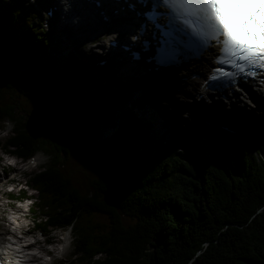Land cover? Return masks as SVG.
<instances>
[{
	"label": "trees",
	"instance_id": "trees-1",
	"mask_svg": "<svg viewBox=\"0 0 264 264\" xmlns=\"http://www.w3.org/2000/svg\"><path fill=\"white\" fill-rule=\"evenodd\" d=\"M17 16L0 1V129L13 125L1 150L47 157L24 185L37 193L35 228L70 231L73 258L63 264H264V115L243 127V140L205 126L165 138L125 108L129 94L106 83L108 71L95 76L72 54L44 61L52 39L39 34L35 14ZM8 94L47 113L45 137L16 118ZM143 105L132 106L141 115ZM106 127L114 131L103 141ZM73 148L98 175L85 195L61 170ZM95 212L108 216L106 230L91 224Z\"/></svg>",
	"mask_w": 264,
	"mask_h": 264
},
{
	"label": "snow or ice",
	"instance_id": "snow-or-ice-1",
	"mask_svg": "<svg viewBox=\"0 0 264 264\" xmlns=\"http://www.w3.org/2000/svg\"><path fill=\"white\" fill-rule=\"evenodd\" d=\"M136 4L152 8L142 13L149 20L165 18L163 26L156 24L161 29L156 48L159 65L179 63L204 40H215L220 66L212 68L208 87L238 84L237 77H255L256 69L264 70V0H134L133 7Z\"/></svg>",
	"mask_w": 264,
	"mask_h": 264
},
{
	"label": "rangeland",
	"instance_id": "rangeland-1",
	"mask_svg": "<svg viewBox=\"0 0 264 264\" xmlns=\"http://www.w3.org/2000/svg\"><path fill=\"white\" fill-rule=\"evenodd\" d=\"M2 4V9L4 13H12L14 12H18V16L19 18L22 17V15L27 14L28 16L32 15V10H29L28 8V3L26 2V0H2L1 1ZM43 10H46V6H48V4L43 3ZM36 12V11H35ZM34 12V13H35ZM35 15H37V13H35ZM42 16V14H40ZM17 16V17H18ZM40 19L39 16H37V19ZM22 19V18H21ZM16 28L19 30V26H16ZM55 29H50L49 30H44L43 29V35L47 36L49 38L52 39V44L50 47V53L45 57L44 61H48V60H52L55 59L57 56H61V55H70L72 54L74 57H76L81 63H86L87 65H89L90 67H92V65H94L93 61L95 60V55H93L92 50H95L96 48L94 46H92L91 44H89V42H85L83 44H81V41L76 40L75 38H70L69 40H72V43H66L63 41V35H60L59 33L55 32ZM39 34H41V32H39ZM109 34V33H108ZM71 37V35H70ZM65 38V37H64ZM108 40V38H101L98 42L101 43L102 45L106 44V41ZM92 49V50H91ZM97 59H100V57H98ZM106 71L109 72L108 77L110 78L109 80H106V83L108 84H112L111 86L113 88H115L117 85H120V81L121 79L117 76V72L112 69L111 67H108L105 69ZM111 75V73H113ZM94 73V72H93ZM95 76H99V73H94ZM114 75V76H113ZM117 79V81H115V79ZM124 82V81H123ZM126 83V84H125ZM124 84L126 85V88L124 87V92L126 94L131 95L130 93L132 92L130 90V85H131V79L130 81L128 80L127 82H124ZM174 87H172V89L170 90V92L168 93V96H172L171 93H173ZM148 96H143L144 97V101L143 103L145 104V110L144 113H142L141 115H139V113L137 112V110L132 106L135 104V102H133V100L129 97V103H127L125 105V108H131L135 113H137L138 116L141 117V119L143 120L146 116H148L151 112H153V110H160L162 111V109L164 107H169V101H171V97L167 98L166 96H162L159 98V95L152 97V98H147ZM4 102H13L15 103L17 109L15 110V115L17 116V119H21L23 117L26 118L25 123H27V127L30 128L31 132L35 134L36 137H45V135L47 134V130H46V120L47 119V113L42 110V108L34 105L28 98L24 97V96H20V95H16V94H8V95H4L3 99ZM137 100H141V98L137 99ZM161 102H164V105H161ZM141 102V101H140ZM168 110H171L170 108ZM189 110V108H188ZM188 110L182 108V112H181V116H177V121H178V128L176 130H173L172 128H174L173 125H169V129L170 131H161V130H157L158 133L162 136H164L165 138H169L173 133H177L180 134L182 136H187L186 134H192L194 132V130L198 127V125H200L202 123V119H198L196 117H194V113H189L187 112ZM203 114L205 117H207L210 121H215L214 118H212L211 115V110L209 112V110L207 108H205L204 110L201 109ZM121 111H123L122 109H120L119 111H117L118 115ZM246 114H244L243 116V121H241L240 123H238V128L242 125L241 128H243V126L245 127L246 131H251L253 130V128L256 126V120L257 116H255L254 114H263L264 112H259V111H252L250 109H246ZM155 112V111H154ZM175 112V111H174ZM244 113V112H243ZM173 114V113H172ZM175 114H177V112H175ZM180 117L183 118L180 121ZM7 122V123H5ZM3 123V128L0 129V192H8L11 191L10 186L5 185L4 182L7 179H12L15 182L19 183L20 188H24L26 189L28 192H30V194L32 195L31 199V204L34 201V197H36V191L32 190H28V187L26 188V186L24 185L26 183L27 180V174L37 170L38 168H40L41 166H44L47 164L48 159L47 157L42 154V152L38 153V156H41V161L43 162L41 166L37 167V168H28L25 169V164L21 163V165H19V159L17 157L14 158L13 155L11 154H6L3 150H1V146L2 143L5 141V139L12 133L13 130V125L11 122H9L8 120ZM180 122V124H179ZM235 127V126H234ZM241 128L239 130H241ZM232 130L234 128H228V130ZM238 130V131H239ZM114 131L113 128H104L103 129V133L100 137V140H107L112 132ZM228 132V131H227ZM229 133V132H228ZM231 134V133H230ZM84 146H88L89 144H83ZM71 155L69 157V159L64 162V164L61 166V170L63 171V173L70 179L71 184L76 187L79 192L83 195L88 194L92 191L93 189V181L98 177V175L89 167H86L84 165V159H83V153L81 151H79L77 148H73L71 150ZM8 155V156H7ZM16 162V166H13V164ZM29 165V164H28ZM8 169V170H7ZM9 171V173L7 175L6 172ZM18 188L14 189L12 191L13 194L17 193ZM7 200L4 196L0 195V215L2 213V210H4V214L7 215L10 212V208L5 209V207H3L2 204H6ZM10 205H14V206H18L17 203L14 202H10ZM33 220L30 219H26V224L31 225V222ZM90 221L91 224L94 225L95 230L96 231H104L107 228L108 225V216L104 213H100V212H95L90 216ZM121 221L124 225H128L133 223V219L129 218L126 215H121ZM33 233L40 237V231L37 228H34ZM66 232V230H65ZM44 233L47 234V236L57 242L56 246L58 245V242L61 240L62 237H64V231L63 230H58V229H51L48 231H44ZM70 234V233H69ZM4 237H8V236H4ZM3 237V238H4ZM73 242H72V236H69V241L63 251V254L60 253V251L57 250L55 251V255L56 257L60 260V262H65L68 259L73 258ZM69 262V261H67Z\"/></svg>",
	"mask_w": 264,
	"mask_h": 264
},
{
	"label": "bare ground",
	"instance_id": "bare-ground-1",
	"mask_svg": "<svg viewBox=\"0 0 264 264\" xmlns=\"http://www.w3.org/2000/svg\"><path fill=\"white\" fill-rule=\"evenodd\" d=\"M35 5V3H34ZM94 10L97 11L96 8H93ZM106 9V15L109 18V21L113 20L112 17V13L109 11L108 7L105 6ZM64 18L70 20V22L67 24V22H61L60 20H58L59 24H64L65 26H67L68 30L72 32L71 37L68 34L64 35V31L61 30L60 28V32H58L60 35H63V41L66 43H72V40H69L70 38H75L77 40V38H79V40H81V44L85 43L86 41L89 42V44H91L92 46H94L96 49L92 50L93 51V55L96 56H100V50L103 52H105V49L103 48L102 44L99 43V35L98 34H94L93 30H91L90 28V23L88 21H86L82 16L80 15H73V13H69V12H64L63 14ZM97 21L101 20V24L103 23L102 21V15H98ZM109 32V31H107ZM65 37V38H64ZM107 37H109L108 42L111 40L116 39L115 34L109 32V34H107ZM107 42V43H108ZM102 56V55H101ZM101 59H104V57H102ZM105 59L107 60L106 63L107 65L112 63L114 64L116 67L114 68V70L117 72V76L121 79V81H125L127 82L128 80L130 81L131 79V85H130V90L132 91V96L134 97H143V96H148L147 98H152L155 97L156 95H160L163 93H167L170 89H171V85H169L168 81H171L173 83L174 88L177 90L178 87V81L175 77L170 76L169 74L164 75L161 80H154L151 79V77H146V78H139L138 76H133V74L131 73V68L128 66L127 63L119 61L117 59H115L113 56L111 55H106ZM141 79V80H140ZM126 84V83H125ZM158 87L157 91H152L151 89ZM150 88V89H149ZM144 98V97H143ZM156 98V97H155ZM188 101H190L189 99H186ZM169 107H164L162 109V111L160 110H153V112H151L148 116H146L143 120L146 123H150V125L157 129V130H161V131H167L169 132V125H173L174 128H172L173 130H176L178 128L177 124V116H181V112H182V108L183 110L187 107L185 101L182 99L181 95L176 94L173 99L171 101H169ZM161 105H164V102H161ZM250 101L247 103V105H250ZM261 106L260 107V111H264L263 104H259ZM238 107V111L235 112H223V113H216L215 118L217 119L218 122L227 125L228 127L234 128V129H238V123H240L241 121H243V109L240 107V104L237 106ZM171 110H168V109ZM202 107L199 108V106H194V110L196 111V113L198 114V116H200L202 114ZM204 110V109H203ZM209 110V109H208ZM155 111V112H154ZM177 112V114H175V112ZM212 111V110H211ZM210 112V110H209ZM173 113V114H172ZM180 117V121H181ZM180 124V122H179ZM235 126V127H234ZM176 128V129H175ZM8 156V155H7ZM22 217V216H21ZM23 229V233L24 228ZM16 238H18V234H16L15 236ZM11 243V242H10ZM13 244V243H12ZM14 246V245H13ZM6 250H9L8 247H6ZM0 252H2V248L0 247ZM14 254H16L15 252H13V254H11L12 259L17 262V260L14 258ZM17 259L21 260V261H29V259H27V254L23 253L20 254V257H17ZM19 260V261H20ZM18 264V263H17ZM22 264H25V262H22ZM26 264H28L26 262Z\"/></svg>",
	"mask_w": 264,
	"mask_h": 264
},
{
	"label": "water",
	"instance_id": "water-1",
	"mask_svg": "<svg viewBox=\"0 0 264 264\" xmlns=\"http://www.w3.org/2000/svg\"><path fill=\"white\" fill-rule=\"evenodd\" d=\"M210 129H212V130H214V131H217V132H220V133H222V134H224V135H226V132L224 131V130H222V129H218V128H216V127H211ZM248 138V137H247ZM239 139H241V140H243V139H246V138H241V137H239ZM38 153H40L39 151H37V152H35L34 154H32V155H29L26 159H24V160H21L20 159V161L22 162V163H24V162H26V164H25V169H28V168H30V167H34V168H37V167H39V166H41L42 165V161H41V156H38ZM29 164V165H28ZM26 184V183H25ZM32 188V187H31ZM33 189V188H32ZM34 190V189H33Z\"/></svg>",
	"mask_w": 264,
	"mask_h": 264
},
{
	"label": "clouds",
	"instance_id": "clouds-1",
	"mask_svg": "<svg viewBox=\"0 0 264 264\" xmlns=\"http://www.w3.org/2000/svg\"><path fill=\"white\" fill-rule=\"evenodd\" d=\"M5 123H7V122H5Z\"/></svg>",
	"mask_w": 264,
	"mask_h": 264
}]
</instances>
